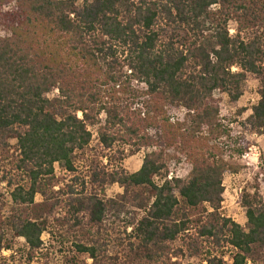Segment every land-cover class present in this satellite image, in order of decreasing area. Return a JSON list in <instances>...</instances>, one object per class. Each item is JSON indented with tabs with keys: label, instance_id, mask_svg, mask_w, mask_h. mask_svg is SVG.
Segmentation results:
<instances>
[{
	"label": "trees",
	"instance_id": "16d2710c",
	"mask_svg": "<svg viewBox=\"0 0 264 264\" xmlns=\"http://www.w3.org/2000/svg\"><path fill=\"white\" fill-rule=\"evenodd\" d=\"M251 74L264 134V0H0V264H264V200L245 194L248 231L219 214L237 167L206 135L229 134L215 95L239 102Z\"/></svg>",
	"mask_w": 264,
	"mask_h": 264
},
{
	"label": "rangeland",
	"instance_id": "374dc122",
	"mask_svg": "<svg viewBox=\"0 0 264 264\" xmlns=\"http://www.w3.org/2000/svg\"><path fill=\"white\" fill-rule=\"evenodd\" d=\"M235 28L236 24L232 23V34L235 33ZM215 99L219 102L221 123L228 127L229 134L218 138L207 133L206 135L210 140L209 146L211 148H218V151L212 150V152H217L218 157L223 158V160L230 165L237 167L236 172H228L225 174L223 181V201L218 212L223 218L231 219L247 230V209L243 205L245 194H257L259 198L264 200V134L255 132L249 122L250 117L253 115L254 107L258 105L261 99L260 78L252 74L248 76L244 86V95L237 103H231L227 96L220 94L215 95ZM171 114L182 119L186 117V114L184 115L183 113V115L179 116L180 112L176 110L172 111ZM202 131L205 135L206 132H209V129L204 126ZM97 137V135L94 137L92 147L97 145ZM12 144L15 145L16 142H13ZM237 148H242L244 153L242 155L235 153ZM174 152L176 151L173 149L168 151L169 157L167 158V163L169 166V175L170 173H173L174 178L187 180L193 168L192 163L183 157V155H176ZM145 156L146 151L143 150L141 153L128 158L125 162L127 172H138L143 166ZM244 156L246 157L244 158ZM56 173L58 177L61 176L58 166H56ZM123 192L124 190L120 186L115 185L108 189L107 196L109 198H115L122 195ZM0 193L4 194V197L0 198V203L1 206H4L5 215L12 210L13 202L10 192L7 189V185L0 184ZM175 195L179 197L178 192H175ZM42 202L43 198L38 196L36 204ZM207 208L210 213L215 212L214 208ZM43 238L44 241L49 244V236L45 234ZM182 241L183 239L178 240L177 245L181 246ZM24 245L25 241L19 239L17 240L15 249H22ZM111 250L113 253L114 248ZM13 254L14 252H3V256L7 258H10ZM61 257L60 253H57L52 264H59L62 259ZM226 261L228 264H232L228 257L226 258ZM24 262L25 261L21 259V256L19 255L16 256V260L10 261L9 264H27ZM197 263L198 262L195 259L183 261V264Z\"/></svg>",
	"mask_w": 264,
	"mask_h": 264
},
{
	"label": "built area",
	"instance_id": "2783aa9c",
	"mask_svg": "<svg viewBox=\"0 0 264 264\" xmlns=\"http://www.w3.org/2000/svg\"><path fill=\"white\" fill-rule=\"evenodd\" d=\"M178 112H180V115L179 116H181V115H185L186 113L182 110V111H178ZM183 114H182V113ZM171 117H172V121L174 122V121H177V120H179V119H182V118H178V116H175V115H171ZM246 155H248V154H246ZM256 155H258V154H256ZM246 156H244V158H245ZM174 179V174L173 173H170V175H169V180H173Z\"/></svg>",
	"mask_w": 264,
	"mask_h": 264
}]
</instances>
